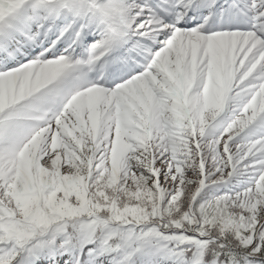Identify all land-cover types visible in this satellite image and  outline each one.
Returning <instances> with one entry per match:
<instances>
[{"label": "snow or ice", "instance_id": "snow-or-ice-1", "mask_svg": "<svg viewBox=\"0 0 264 264\" xmlns=\"http://www.w3.org/2000/svg\"><path fill=\"white\" fill-rule=\"evenodd\" d=\"M0 264H264V0H0Z\"/></svg>", "mask_w": 264, "mask_h": 264}]
</instances>
